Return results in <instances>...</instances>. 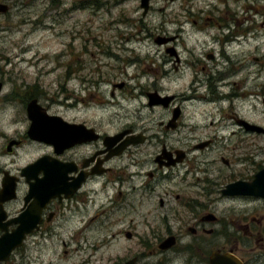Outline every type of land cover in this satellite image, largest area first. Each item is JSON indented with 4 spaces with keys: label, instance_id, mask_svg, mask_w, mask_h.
I'll use <instances>...</instances> for the list:
<instances>
[{
    "label": "flooded vegetation",
    "instance_id": "flooded-vegetation-1",
    "mask_svg": "<svg viewBox=\"0 0 264 264\" xmlns=\"http://www.w3.org/2000/svg\"><path fill=\"white\" fill-rule=\"evenodd\" d=\"M242 1L260 21L239 19L235 0H169L156 10L169 14L146 29L156 51L146 71L157 76L146 84L130 83L147 76L129 77L138 59L122 60L128 49L103 52L118 76L105 77L83 61L94 58L83 47L58 81L73 100L59 105H80L81 117L50 113L40 84L25 86L22 120L12 121V138L0 134L5 156L32 152L15 172L0 167V192L5 173L17 179L14 197L0 198V264H264V127L235 113L244 83L235 45L264 38V9ZM137 2L142 20L119 25L139 23L142 32L154 0L146 11ZM254 83L264 99V80ZM32 102L61 120H29ZM113 109L119 120H95ZM35 122V135L53 130L56 146L29 136Z\"/></svg>",
    "mask_w": 264,
    "mask_h": 264
},
{
    "label": "rangeland",
    "instance_id": "rangeland-1",
    "mask_svg": "<svg viewBox=\"0 0 264 264\" xmlns=\"http://www.w3.org/2000/svg\"><path fill=\"white\" fill-rule=\"evenodd\" d=\"M2 4L9 7L7 14H0V83L3 88L0 94V134L3 133L12 138L15 130L13 120H22L24 116L23 108L19 102L25 99L28 86L39 83L44 91L45 98L42 103L50 107V113L66 116L73 119L79 116L82 107L77 106L78 112H73L72 108H63L61 103L72 105L73 100L68 95L59 93L58 81L66 72V66L72 63L75 55L81 54L83 47H86L89 53L84 55L83 61L86 63H95V69H100L104 76H117L114 60L106 59L103 52H110L112 46L116 54L121 55V51L116 48H126L131 53L121 55L122 60L130 58L138 59L134 65L128 66L127 72L129 77L133 76L138 70H143L147 77H140L135 82L130 81L132 85L146 84V80L151 82L157 76L148 73L146 69L151 68L150 62L145 60L155 53V47L151 40L148 39L146 32L151 30V22L162 21L168 17L169 13L157 12L156 10L169 6V0H154L153 17L144 19L143 27L139 32L136 25H119L121 22L131 21L139 22L141 12L138 10L137 0H0ZM250 5L256 6L257 11L264 9V0H248ZM229 6H233L234 0H226ZM245 3L242 0H235V15L239 19L247 18L260 21L262 14L255 17L254 11L242 10ZM244 16V18H242ZM142 20V19H141ZM129 40V41H128ZM241 42V47L235 45V55L238 56L239 62L236 68L240 71L238 80L244 81L236 89L238 98L235 101V113L241 118L249 120L260 127H264V99L261 93L255 90V82L261 78L256 77L257 73L264 75V38H258L254 41L248 40ZM238 47V48H237ZM243 49V50H242ZM245 53V54H244ZM149 56V57H148ZM259 59V62H254ZM93 66V64H91ZM243 69V71L240 70ZM251 73L253 75L249 76ZM142 75V76H143ZM106 77V76H105ZM25 86H27L25 88ZM254 86V87H253ZM130 90L126 93H128ZM254 92L260 95L257 99L253 96ZM135 95L137 92L132 91ZM92 94L98 95L96 92ZM123 93L116 92L117 101L123 103L125 98H121ZM243 96H246L243 98ZM106 101H113L105 94ZM67 98V100H66ZM103 97H100V99ZM67 110V111H62ZM135 110V109H134ZM136 110L133 114L140 116ZM108 114V116H105ZM104 116L100 113L95 114V120L99 117H105L104 120L115 119L122 116V113L116 110H110ZM139 115V116H138ZM198 116V115H197ZM145 118V116H142ZM149 115V120H153ZM7 140L0 137V167L10 172L23 166L29 159L32 152H20L16 157L4 155L7 146Z\"/></svg>",
    "mask_w": 264,
    "mask_h": 264
},
{
    "label": "water",
    "instance_id": "water-1",
    "mask_svg": "<svg viewBox=\"0 0 264 264\" xmlns=\"http://www.w3.org/2000/svg\"><path fill=\"white\" fill-rule=\"evenodd\" d=\"M55 2H58L60 0H54ZM141 8L144 9L145 11L147 10L148 6H147V0H141ZM8 8L6 5L1 4L0 3V14H6ZM2 91V84H0V94ZM152 100L154 101L155 104L160 103L161 101H166L168 102V99H162L159 100L158 102L156 101L155 97H151ZM27 114H28V118L29 120H61L59 118L56 117H49L48 115H46L45 113H41V110L37 107L36 102H32L28 105L27 107ZM41 123L40 122H35L32 125V133L29 132V136L33 137V140L42 142V143H47V144H52L55 145L56 142V133L51 130V131H39V133H37V136L35 135L36 131L34 129L37 128V126H40ZM242 125L244 127H246L247 129L250 128L252 130L255 131H261L260 129L256 128V127H251L250 125L244 124L242 123ZM34 135V136H33ZM45 162V160H40L39 162H37L35 165L31 166L29 169H23L21 172V175L24 176L27 170L30 169H36L38 168L41 164H43ZM17 179L10 177L9 174L5 173L4 174V178H3V183H2V190L0 192V198H2L3 201H9L11 200L14 196H13V187H14V183Z\"/></svg>",
    "mask_w": 264,
    "mask_h": 264
},
{
    "label": "trees",
    "instance_id": "trees-1",
    "mask_svg": "<svg viewBox=\"0 0 264 264\" xmlns=\"http://www.w3.org/2000/svg\"><path fill=\"white\" fill-rule=\"evenodd\" d=\"M26 95V94H25Z\"/></svg>",
    "mask_w": 264,
    "mask_h": 264
}]
</instances>
